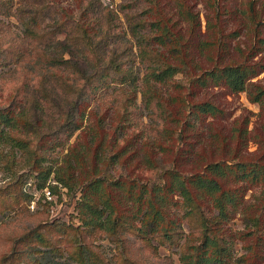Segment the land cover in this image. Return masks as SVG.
<instances>
[{
    "label": "rangeland",
    "instance_id": "374dc122",
    "mask_svg": "<svg viewBox=\"0 0 264 264\" xmlns=\"http://www.w3.org/2000/svg\"><path fill=\"white\" fill-rule=\"evenodd\" d=\"M185 1L191 5L200 20L197 34L192 39L195 45L190 47V52L195 56L194 62L198 66L208 67L212 62L206 55L209 53L215 59L219 52L216 48L198 51L196 48L198 39L214 40L215 46L218 39L224 40L227 49L222 56L224 57L222 61L230 59L238 62L249 58V61L264 64V0ZM89 2H92L93 7H96L98 11L94 10L91 13L90 10L83 16L81 13ZM7 3L11 5L9 15L4 13V6L1 8L3 12H0V105L8 104L17 94V100L21 101L19 105L24 106L25 112L32 115L30 97L34 92H38L35 85L42 73L45 74L43 80L46 88L51 96L56 97V99L42 100L43 113L38 111L46 123L43 127L47 129L45 131L58 130V124L65 117L62 111L70 110L69 101L76 99V93L66 88L64 75L69 76L67 80L71 82L70 85L73 88L82 89L81 97L87 102V105L83 107L81 127L77 128L65 141V145L54 149L47 146L48 143L53 142L58 131L44 139L42 151L45 155L42 165L52 169L62 165L63 154L68 150V146L75 144L83 148V145L89 142L93 131L99 130L98 137L103 136L105 145L110 146L114 143L110 146L111 152L124 145L122 149L125 150L119 161L109 165L108 170L112 177L122 175L129 179L134 177L136 180L157 179L160 169L146 166L142 162L145 155L162 159L163 166L171 167L176 164L182 172H191L202 160L200 155L203 152L207 154L209 151L208 145L212 139L210 133L217 132L230 136L235 128L244 126L245 119H247L248 129L245 142L231 138L228 148L237 149L236 154L241 159H256L262 153L264 110L260 108L259 103L250 101L245 90L233 92L222 85L195 89L192 99H209L222 108L223 112L216 117L206 116L202 123L199 122L197 130L187 133L186 138L180 137L181 125L172 119L173 115L161 118L156 112L151 113L143 106L140 91L133 99L131 98L132 100H125L126 96L131 94L127 90L128 87L133 89L132 85L136 83V89L139 90L147 64V60L142 59L139 54L138 42L130 32L126 14L135 13L137 15L135 21H139L140 18L154 19L160 15L168 17L177 22L176 28L187 37L188 23L178 14L177 0H8ZM37 8L42 9L38 33L44 35L39 42L24 38L22 32L23 22L31 11ZM145 9H151V12L145 13ZM106 10H111V16L116 25L110 26L111 29L109 27L108 31L105 29L108 18L105 15ZM80 25H84L90 31H93L91 26L96 29L103 27V31L108 32L106 35L101 33L93 36V40L99 43L96 50L104 56H109L111 50L121 55V59L125 61L124 67H132V81L126 80L123 83L112 81V76H117L113 71L111 76H107L103 81H98L95 75L93 78L92 75L89 77L92 72L93 54L83 49L82 42L76 41V35H79L82 29ZM60 40H66L69 45L76 43L74 58L79 60L77 76L68 74V71L64 72V75L49 73L52 69L47 65L48 57L59 55ZM64 55L68 57L67 52ZM197 68L189 70L195 73ZM188 75L184 72L176 73L174 79L183 85L182 88L173 87L164 90V96H172L175 99L171 106H168L173 114H185L187 111L183 103L179 101V97L186 95ZM252 81L264 87V70L252 77ZM168 109H166L167 112ZM126 110L130 111L131 120L122 131L123 134H120L116 125L120 115ZM100 125L103 126L104 131L100 130ZM164 128H172L169 130L172 137L159 140L162 143L163 140L165 141L167 150L153 153L145 144L146 136L156 137L158 140L159 131ZM196 134L202 138L197 137ZM184 139H186L185 142ZM189 141L192 145H189ZM92 147H90V156ZM10 148L5 145L2 150L9 152ZM11 153H13L12 158L0 156V258L11 250L17 235L37 225L42 239L32 235V238L20 247L23 258L8 264H53V262L58 264L64 259L76 263L68 258V252L83 241L91 243L105 260L109 261L111 258L109 261L111 263L118 255L115 242L102 232L93 233L81 227L82 222L79 220L76 208L80 189L75 187L73 190L63 185L55 178L54 171H51L47 177L45 185L38 187L36 181L38 178L35 176L37 170L30 167V164H24V161H27L25 153H21L16 148ZM90 156L86 159L84 171L93 163ZM216 156L217 154L214 157ZM160 165H162L161 162ZM45 187L50 189L51 198L45 196ZM255 193L251 189L247 191L246 198L249 202L255 201ZM182 210L183 208L179 209L180 212ZM229 224L238 231L247 229V222L239 212L229 221ZM188 226V222L184 220L182 223L184 234H187ZM252 237L237 239L234 244L236 258L251 255L247 251V244L254 242ZM128 239L130 243L127 256L140 264L179 263L177 246L158 245L157 252H153L139 240H134L132 237ZM152 242L157 244L155 239ZM255 260L257 261L255 264H264V254L256 257ZM0 264L4 263L0 260Z\"/></svg>",
    "mask_w": 264,
    "mask_h": 264
},
{
    "label": "trees",
    "instance_id": "16d2710c",
    "mask_svg": "<svg viewBox=\"0 0 264 264\" xmlns=\"http://www.w3.org/2000/svg\"><path fill=\"white\" fill-rule=\"evenodd\" d=\"M7 1L0 0V12H3L1 8L4 6V13L9 15L11 5ZM93 6L92 2L87 3L81 14L84 16L90 10L91 13L94 10L98 11ZM41 11L42 9L38 8L31 11L23 22L24 38L37 42L44 38L43 34L38 33ZM177 11L188 23L187 37L176 28L177 22L168 17L160 15L154 19L140 18L139 21H135L137 17L135 13L126 14L130 32L138 42L139 54L142 59L147 60V64L139 90L136 89V83L132 85L133 89L128 87L127 90L131 94L127 95L125 100H132L140 91L143 106L151 113L156 112L161 118L173 115L172 119L181 125L180 137L185 138L187 133L197 130L199 122L202 123L206 116L216 117L223 112L222 108L209 99H192L195 89L222 85L233 92L245 90L250 101L259 103L260 108L264 110V87L252 81V77L264 70V64L249 61V58L238 62L230 59L222 61L227 49L224 40L218 39L215 46L214 40L198 39L196 48L200 52L212 48L219 49L215 59L209 53L206 55L211 60V65L204 68L198 66L194 62L195 56L190 52V47L195 45L192 39L196 36L197 27L200 25L199 16L185 0H177ZM144 12L150 13L151 9H145ZM105 15L108 17L105 27L108 31L110 26L116 25L111 10H106ZM60 25L62 26L63 23L61 22ZM80 26L82 29L79 35H76V41L82 42L83 49L93 54L92 72L89 77L92 75L93 78L95 75L98 81H103L113 71L117 76L113 75L112 81L121 83L126 80L132 81V67H124L125 61L121 59V55L111 50L109 56H104L96 50L99 43L93 40V36L101 33L106 35L108 32H104L103 27L92 28L93 23L90 27L93 31L86 29L84 25ZM60 44L59 55L48 57L47 65L52 69L49 73L64 75V72L68 71V74L77 76L79 60L74 58L76 43L69 45L66 40H60ZM65 52L68 53V57L64 55ZM196 67L198 68L195 73L189 70ZM178 72L189 74L186 95L179 97V101L187 111L180 115L173 114L168 109L175 99L172 96H164V90L173 87L182 88L183 85L174 79V75ZM44 75L42 73L39 76L35 85L39 93L34 92L30 97L32 115L25 112L24 106L19 105L21 101L17 100V94L8 104L0 105V156L12 158L11 151L15 148L25 153L27 161H24V164H30V167L37 170L35 176L38 178L36 180L38 187H43L51 171H54L55 178L63 185L73 190L75 187L79 188L80 197L76 208L79 220L82 222L81 227L93 233H104L118 247V255L109 263L111 258L109 261L105 260L91 243L83 241L68 252V258L76 263L64 259L58 264H140L127 256L130 243L128 237L139 240L153 252H157L158 245L177 246L178 264H255L257 262L255 258L263 256L264 149L256 159H241L236 154L237 149L228 148L231 138L245 142L248 133L247 119L244 121V126L235 128L230 136L217 132L210 133L212 139L208 145L209 151L207 154L202 151L200 155L202 160L191 172H182L176 164L171 167L163 166L162 159L145 155L142 162L146 166L152 169L159 167L157 179L136 180L134 177L129 179L122 175L112 177L108 170L109 165L119 161L125 150L122 149L124 145L111 152L110 146L114 143L110 146L105 145L103 136L98 137L99 130L93 131L89 142L83 145V148L75 144L68 146V150L63 154L62 165L52 169L42 165L45 155L42 151L44 139L58 131L53 142H47V146L54 149L65 145V141L81 127L83 107L87 102L81 97L82 89L73 88L71 82L67 80L69 76L64 75L67 84L65 86L76 93V99L69 101L70 110L62 111L65 117L58 124V130L45 131L47 129L43 127L46 123L40 116V112L43 113L41 103L42 100L56 99V97L52 95L54 96L52 98L46 88ZM129 115L130 111L126 110L119 117L116 126L120 134H123L122 131L130 124ZM262 127L264 129V121ZM99 128L104 131L103 126L100 125ZM169 130L172 128L160 130L158 140L156 137L146 136L145 144L148 150L151 148L153 153L167 150L165 141L163 140L162 143L159 140L172 137ZM196 136L201 137L199 134ZM183 141L185 142L186 139ZM5 145L11 147L9 152L2 150ZM189 145H192L190 141ZM91 146L93 151L90 156ZM89 156L93 163L84 171ZM249 189L256 192L254 202H249L246 198ZM182 208L180 212L179 209ZM237 212L241 213L247 222L245 231L235 230L229 224ZM184 220L189 224L187 234H184L182 228ZM32 235L42 239L39 226L35 225L17 235L11 250L2 255L0 260L8 264L23 258L20 247L26 244ZM249 236H253L254 241L252 244H247V251L251 255L236 258L235 242L239 238L246 239ZM154 239L157 244H153Z\"/></svg>",
    "mask_w": 264,
    "mask_h": 264
},
{
    "label": "built area",
    "instance_id": "2783aa9c",
    "mask_svg": "<svg viewBox=\"0 0 264 264\" xmlns=\"http://www.w3.org/2000/svg\"><path fill=\"white\" fill-rule=\"evenodd\" d=\"M44 193H45V196L46 197L51 198L52 195H51L50 189H48V188L45 187L44 188Z\"/></svg>",
    "mask_w": 264,
    "mask_h": 264
}]
</instances>
